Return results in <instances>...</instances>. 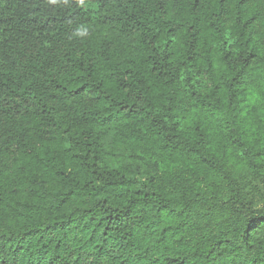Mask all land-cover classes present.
<instances>
[{
	"label": "trees",
	"instance_id": "obj_1",
	"mask_svg": "<svg viewBox=\"0 0 264 264\" xmlns=\"http://www.w3.org/2000/svg\"><path fill=\"white\" fill-rule=\"evenodd\" d=\"M0 264H264V0H0Z\"/></svg>",
	"mask_w": 264,
	"mask_h": 264
}]
</instances>
